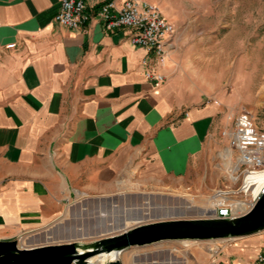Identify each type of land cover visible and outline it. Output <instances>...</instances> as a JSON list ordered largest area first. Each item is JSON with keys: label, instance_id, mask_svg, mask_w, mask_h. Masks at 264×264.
Masks as SVG:
<instances>
[{"label": "crops", "instance_id": "crops-1", "mask_svg": "<svg viewBox=\"0 0 264 264\" xmlns=\"http://www.w3.org/2000/svg\"><path fill=\"white\" fill-rule=\"evenodd\" d=\"M148 1L173 25L161 60L128 28L55 22L60 0H0V240L59 242L92 227L99 199L104 228L214 218L217 189L231 191L233 213L248 210L225 156L234 116L253 101L252 47L228 45L246 30L236 16L192 15L187 0ZM213 246L223 264H252L264 234L160 239L118 258L209 264Z\"/></svg>", "mask_w": 264, "mask_h": 264}, {"label": "built area", "instance_id": "built-area-1", "mask_svg": "<svg viewBox=\"0 0 264 264\" xmlns=\"http://www.w3.org/2000/svg\"><path fill=\"white\" fill-rule=\"evenodd\" d=\"M93 18L101 21L105 29H130L132 44L146 49L155 60H161L165 54L168 46L164 40L173 32V25L148 0H121L118 6L112 0H106L91 11H87L84 0H60L59 10L53 19L63 26L75 28ZM12 45L7 44L8 47ZM141 63L146 65L147 59L143 58ZM144 77L155 82L162 80V75L150 68L144 70ZM228 145L235 153L234 165L229 172L238 171L240 174L234 192L244 197L249 209L259 195H264V129L256 125L255 118L248 111L242 110L234 116ZM229 192L225 189L213 192L216 217L238 216L231 211L234 201L225 197ZM209 251V264H223L215 259L217 246L211 247ZM252 264H264V252H257Z\"/></svg>", "mask_w": 264, "mask_h": 264}, {"label": "water", "instance_id": "water-1", "mask_svg": "<svg viewBox=\"0 0 264 264\" xmlns=\"http://www.w3.org/2000/svg\"><path fill=\"white\" fill-rule=\"evenodd\" d=\"M104 199L96 200L92 227L78 228L59 242L18 247L16 239L0 240V264H93L92 255L104 253V263L121 264L120 251L160 239H220L264 230V195L243 214L233 218H193L142 223L129 227L113 222L104 228ZM100 212V213H99ZM110 233V234H109ZM88 239L86 242L85 240Z\"/></svg>", "mask_w": 264, "mask_h": 264}, {"label": "rangeland", "instance_id": "rangeland-1", "mask_svg": "<svg viewBox=\"0 0 264 264\" xmlns=\"http://www.w3.org/2000/svg\"><path fill=\"white\" fill-rule=\"evenodd\" d=\"M187 5L194 16H236L231 22L237 28L242 26V30H246L241 38L231 37L228 43L233 46L237 40H241L242 46L246 44L247 47H252L253 101L239 110L248 111L255 118L256 125L264 129V0H187ZM248 16H252L251 26ZM230 161L231 169L235 153ZM234 175V185L230 183L233 187L238 185L240 178L238 171L234 172ZM257 233L264 234V230ZM88 260L93 264L104 263L101 254L92 255Z\"/></svg>", "mask_w": 264, "mask_h": 264}, {"label": "bare ground", "instance_id": "bare-ground-1", "mask_svg": "<svg viewBox=\"0 0 264 264\" xmlns=\"http://www.w3.org/2000/svg\"><path fill=\"white\" fill-rule=\"evenodd\" d=\"M225 156H226V158H227V162H226V163H227V166L230 167V165H231V161H230V157H229V152H228V151L225 152ZM207 204H208V203H207ZM189 212H190V211H189ZM198 216H199V215H198ZM103 257H104V253L101 254V258H103ZM132 261H133V260H132ZM89 262H90V261H89ZM126 264H127V263H126Z\"/></svg>", "mask_w": 264, "mask_h": 264}]
</instances>
